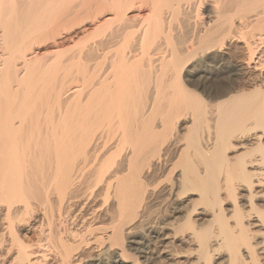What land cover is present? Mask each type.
<instances>
[{"label":"bare ground","instance_id":"obj_1","mask_svg":"<svg viewBox=\"0 0 264 264\" xmlns=\"http://www.w3.org/2000/svg\"><path fill=\"white\" fill-rule=\"evenodd\" d=\"M215 260L264 264V0H0V264Z\"/></svg>","mask_w":264,"mask_h":264},{"label":"rangeland","instance_id":"obj_2","mask_svg":"<svg viewBox=\"0 0 264 264\" xmlns=\"http://www.w3.org/2000/svg\"><path fill=\"white\" fill-rule=\"evenodd\" d=\"M70 47H71V49H70V48H65V49H66V50H70V51H73L74 49H76V47L72 48V45H71ZM45 48H46V47H45ZM45 48H44V47L40 48V49H39L40 52H43V50H46ZM256 203H257V205H259V206H260V204H261L260 202H256ZM261 206H262V204H261ZM202 207H203V206L199 207V209H198L199 212H200V209H202ZM164 208H165V206H162V208H161V209H162L161 212H163V211L165 210ZM224 208H226V209L228 210V206H227V205H225ZM163 209H164V210H163ZM244 209H246V206H244ZM252 229H253L255 232H256V230H257L256 228H252ZM257 234H258V233H257ZM217 261H218V262H217ZM217 261L215 260L216 263H214V264H218V263H219V264H224V263L220 262L219 260H217ZM189 263H190V264H193V263H195V261L188 262V263L183 262V264H189Z\"/></svg>","mask_w":264,"mask_h":264}]
</instances>
